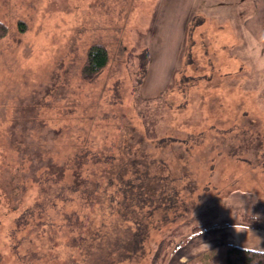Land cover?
Masks as SVG:
<instances>
[{
    "label": "rangeland",
    "instance_id": "374dc122",
    "mask_svg": "<svg viewBox=\"0 0 264 264\" xmlns=\"http://www.w3.org/2000/svg\"><path fill=\"white\" fill-rule=\"evenodd\" d=\"M217 1L0 0V264H152L163 240L188 237L179 255L204 233L191 221L209 208L264 226V0L240 3L263 37L240 25L235 50L221 48ZM94 45L108 64L86 82ZM81 155L86 187L98 182L89 206L39 181ZM146 170L168 178L144 202L117 174Z\"/></svg>",
    "mask_w": 264,
    "mask_h": 264
},
{
    "label": "trees",
    "instance_id": "16d2710c",
    "mask_svg": "<svg viewBox=\"0 0 264 264\" xmlns=\"http://www.w3.org/2000/svg\"><path fill=\"white\" fill-rule=\"evenodd\" d=\"M0 29L5 33L6 28L4 26H0ZM87 52L86 55V64L83 66L81 69V78L83 81L86 82H91L96 79L100 75V73L103 71L105 66L108 64V58H107V52L105 48L101 45H94L92 46ZM162 98H158L157 100L160 101ZM158 109L154 110L153 115L151 114H146L143 117V122H144V131H145V137L146 139H152L155 136V127L157 126L158 123ZM84 155L79 156L78 158L74 159V161L71 158H66L63 166L59 168L56 165H48L46 169V174L44 178H40L39 181H41L44 184H47V188L50 189L51 187H59L57 191V194L61 192L62 198L64 203L66 202H74L75 199V192L78 193L79 199L83 200L84 204L86 206L93 205L95 202V197L96 194V189H97V178L94 179L96 180L97 185L93 188H89L88 185L86 187V184L88 179L83 178L82 175L85 173L84 168L87 166L85 163H83L82 157ZM73 161V162H72ZM35 167L34 169H36ZM119 168V167H118ZM113 172L117 171V168H114ZM84 171V172H83ZM157 173V171H154ZM120 173V172H119ZM118 175V179H120L121 183L118 185L122 184V188L125 186V188H128L129 192L130 190L133 189V186L135 187V183L137 184V189L139 190L138 192V197L142 199L145 202V197L143 195H147V193L151 192L148 188L151 181H156L158 179V183H162L163 181H167L166 176L161 175V174H153L152 175H147L149 178L148 179L146 175L142 174H148L149 171L146 170V172H142L139 174V172L134 171L135 174V179H130V180H124L123 177ZM95 173H93L94 175ZM86 177L90 176V173H88V170L86 172ZM142 175V176H141ZM157 177V178H156ZM147 180V186L143 184V180ZM124 180V183H123ZM92 181V180H91ZM162 181V182H161ZM157 183V184H158ZM112 185V184H111ZM124 185V186H123ZM121 188V189H122ZM165 190H168L167 187L164 188ZM128 192V195H129ZM140 193V196H139ZM172 193V192H171ZM170 194V193H169ZM177 191H174V194H172L168 199L170 200V205L172 203L178 201L176 199L177 197ZM168 195V194H167ZM176 195V196H175ZM60 196V195H58ZM175 197V199H174ZM77 199V198H76ZM153 201V199H151ZM174 201V202H173ZM173 205V204H172ZM74 215H77V212H73ZM78 216V215H77ZM255 214L249 213L245 214L242 216V220L239 221V225H248L251 224L252 228H259L261 226L260 221H262L260 218L259 220H255ZM79 219V217H78ZM219 219L217 210L215 208H209L207 210L202 211L198 215H196L191 222L193 223H198V225L193 226L190 230V236L197 235L201 232H205L208 230H212L214 228L222 227V226H227L229 225L228 223H217L216 221ZM145 227L141 229L139 226L138 230L141 231L138 232L137 234V239H132V241H135V244L139 245L140 241L145 237ZM176 240V239H175ZM175 240L173 239H168V240H163L161 244L158 247V251H156L154 257H153V262L152 264H166L168 263V259L172 256L169 255L168 252L170 251V247L174 246ZM189 238H184L183 240H180V242H175V247L183 246L188 242ZM134 243V242H133ZM137 245V246H138ZM206 256H208V263L209 264H264V257H247L243 252L239 250V248L234 247L232 245H223L210 253H208Z\"/></svg>",
    "mask_w": 264,
    "mask_h": 264
},
{
    "label": "crops",
    "instance_id": "0c3cea01",
    "mask_svg": "<svg viewBox=\"0 0 264 264\" xmlns=\"http://www.w3.org/2000/svg\"><path fill=\"white\" fill-rule=\"evenodd\" d=\"M243 1V4L251 7V1L250 0H218L217 1V12H215V18L217 22V27L220 30L219 34H225L224 37L221 39H224V41H227V44H224V42L221 43L222 47L224 49H228L231 47V49H237L238 46V39H240L241 32L240 30V23H239V9H240V3ZM246 6V7H248ZM245 7V6H244ZM251 18L248 17V20L242 23L241 25L244 29L246 30L247 33L251 36H254L253 38H258V36H261V31L258 30L255 34L252 33L248 28H246V25H251L252 23ZM253 25V24H252ZM254 32V31H253ZM235 42V43H234ZM236 54V53H235ZM238 54V52H237ZM234 55V54H232ZM202 212V211H201ZM253 213L256 214L255 212H246V214ZM196 216V213H195ZM240 213L233 212L232 217H233V222H222V223H228L229 225L224 226L223 228L219 227L216 229L208 230L205 231L204 233L192 238L193 240L189 242L188 245L185 247H182L180 249L182 254L179 255H172L168 259V263L166 264H206L204 261H200L202 256L207 255L211 251L223 246V245H232L234 247H238V242H243L246 240L247 235H248V241L249 243H257L256 238L253 234V232L247 233H241L239 236L234 232L233 230V225L237 224L239 225V221L241 218L238 220L234 219L235 217H239ZM220 219V218H219ZM261 219V218H260ZM236 220V221H235ZM221 219L219 220V222ZM255 233H258L260 236L264 237V226L261 225L259 228H252Z\"/></svg>",
    "mask_w": 264,
    "mask_h": 264
},
{
    "label": "clouds",
    "instance_id": "9594fccd",
    "mask_svg": "<svg viewBox=\"0 0 264 264\" xmlns=\"http://www.w3.org/2000/svg\"><path fill=\"white\" fill-rule=\"evenodd\" d=\"M255 220H259V214H256ZM234 232L239 236L241 233L253 232L257 243H249L248 235L245 241L238 242V247L241 252H243L247 257H264V237L260 236L258 233H255L251 227V224L248 225H237L233 226Z\"/></svg>",
    "mask_w": 264,
    "mask_h": 264
}]
</instances>
